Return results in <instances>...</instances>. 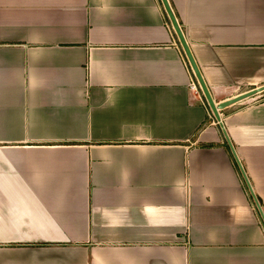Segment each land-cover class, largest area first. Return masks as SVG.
Listing matches in <instances>:
<instances>
[{
    "label": "crops",
    "instance_id": "obj_1",
    "mask_svg": "<svg viewBox=\"0 0 264 264\" xmlns=\"http://www.w3.org/2000/svg\"><path fill=\"white\" fill-rule=\"evenodd\" d=\"M0 0V264H264V0Z\"/></svg>",
    "mask_w": 264,
    "mask_h": 264
},
{
    "label": "water",
    "instance_id": "obj_2",
    "mask_svg": "<svg viewBox=\"0 0 264 264\" xmlns=\"http://www.w3.org/2000/svg\"><path fill=\"white\" fill-rule=\"evenodd\" d=\"M161 2L164 6V9H165V12H166L168 18L170 19L172 27H173V29H174L177 37H178L180 45L185 52V55H186L187 60L191 66V69H192V71H193V73H194V75L198 81V84H199L200 89H201V91H202V93L206 99L208 107L210 108V110H211V112H212V114L216 120L220 119L219 113H218L219 110H222L223 108L227 107L228 105H230L231 103H234L237 100L248 98V97H250L256 93V90H250V91H247V92L241 94L240 96H237L236 98H232L230 100H226V101L219 102V103H214L212 96H211L208 88L206 87V84H205V82H204V80L200 74V71H199V69H198V67H197V65H196V63H195V61H194V59L190 53V49H189V47L186 43V40L184 38V35H183V33H182L178 23H177V20H176L174 14L172 13V10L169 6L168 1L167 0H161Z\"/></svg>",
    "mask_w": 264,
    "mask_h": 264
}]
</instances>
